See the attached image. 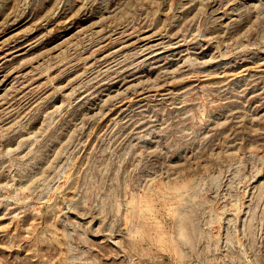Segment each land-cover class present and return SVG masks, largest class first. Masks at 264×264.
Listing matches in <instances>:
<instances>
[{
	"label": "rangeland",
	"instance_id": "374dc122",
	"mask_svg": "<svg viewBox=\"0 0 264 264\" xmlns=\"http://www.w3.org/2000/svg\"><path fill=\"white\" fill-rule=\"evenodd\" d=\"M0 264H264V0H0Z\"/></svg>",
	"mask_w": 264,
	"mask_h": 264
}]
</instances>
